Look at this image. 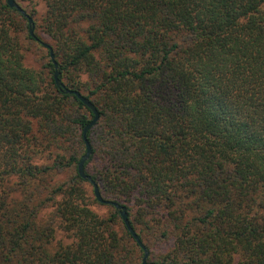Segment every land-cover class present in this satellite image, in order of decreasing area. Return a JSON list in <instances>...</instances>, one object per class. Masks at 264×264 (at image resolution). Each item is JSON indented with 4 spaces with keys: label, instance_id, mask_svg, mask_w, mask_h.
<instances>
[{
    "label": "trees",
    "instance_id": "trees-1",
    "mask_svg": "<svg viewBox=\"0 0 264 264\" xmlns=\"http://www.w3.org/2000/svg\"><path fill=\"white\" fill-rule=\"evenodd\" d=\"M16 2L28 17L0 0V264H143L120 211L95 210V115L67 90L100 117L85 173L150 263L264 264V0Z\"/></svg>",
    "mask_w": 264,
    "mask_h": 264
},
{
    "label": "water",
    "instance_id": "water-1",
    "mask_svg": "<svg viewBox=\"0 0 264 264\" xmlns=\"http://www.w3.org/2000/svg\"><path fill=\"white\" fill-rule=\"evenodd\" d=\"M8 4L10 5V7L17 9L19 12H21L26 17H28L27 14L25 13V11L17 4L16 0H8ZM29 24H30V32L32 35H34V26H33V20L32 19H29ZM45 47L51 50V59L53 60L55 66L57 68L58 64L55 61V55L53 53V50L51 49V47L49 45L45 44ZM55 78H56L57 85L59 87H63V84H62L61 80L59 79V72L58 71L56 72ZM66 93L70 94V95L77 96L81 100V102H83L90 110H92V112L95 115L93 121L85 128V131H84V138H85V142H86V146H87V153L85 154V156L82 158V160L80 162L79 173H80L81 177L90 181L93 184L95 197L100 204L114 206L118 211H120V214L122 216V219H123L127 229L133 235L135 240H137V242L141 245V247L143 248V250L145 252L143 264H155V263L149 262V252L147 251L145 246L141 243L139 236L137 235V233L132 228L126 207L120 205L119 203H117L115 201L104 199L101 195V192H100L98 185L91 179V177L87 176L85 173V163L89 160V158L92 154L91 145L87 139V134L98 123V121L100 119L97 108L91 103V101L89 99L84 97L80 92L73 91V90H67Z\"/></svg>",
    "mask_w": 264,
    "mask_h": 264
},
{
    "label": "rangeland",
    "instance_id": "rangeland-1",
    "mask_svg": "<svg viewBox=\"0 0 264 264\" xmlns=\"http://www.w3.org/2000/svg\"><path fill=\"white\" fill-rule=\"evenodd\" d=\"M38 57H33V58H29V62L31 64H35L36 65V59ZM95 210L99 213V214H102V215H105V214H108L109 213V208L108 206L106 205H102V204H99V205H96L95 206Z\"/></svg>",
    "mask_w": 264,
    "mask_h": 264
}]
</instances>
